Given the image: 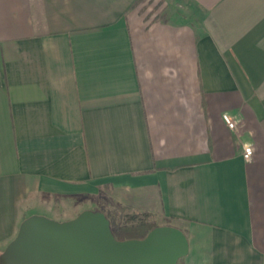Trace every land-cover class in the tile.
Returning <instances> with one entry per match:
<instances>
[{
	"label": "crops",
	"instance_id": "obj_1",
	"mask_svg": "<svg viewBox=\"0 0 264 264\" xmlns=\"http://www.w3.org/2000/svg\"><path fill=\"white\" fill-rule=\"evenodd\" d=\"M178 1L0 0V254L103 197L177 264H264V0Z\"/></svg>",
	"mask_w": 264,
	"mask_h": 264
},
{
	"label": "water",
	"instance_id": "obj_2",
	"mask_svg": "<svg viewBox=\"0 0 264 264\" xmlns=\"http://www.w3.org/2000/svg\"><path fill=\"white\" fill-rule=\"evenodd\" d=\"M188 253L184 233L156 226L142 239L117 240L101 211L56 221L31 215L0 254V264H177Z\"/></svg>",
	"mask_w": 264,
	"mask_h": 264
},
{
	"label": "rangeland",
	"instance_id": "obj_3",
	"mask_svg": "<svg viewBox=\"0 0 264 264\" xmlns=\"http://www.w3.org/2000/svg\"><path fill=\"white\" fill-rule=\"evenodd\" d=\"M156 1L157 2H154V4L158 3V6L157 5H156L157 7L155 6L156 8L161 7L160 9H162V6H165L164 10H166V12H161V15H164V13L166 15L168 11H172L174 9L177 10L178 9L177 5L181 4L178 0H156ZM93 207L95 210H100L105 215L113 219V221L118 225H128L137 222L139 219H143L142 217L138 219L137 218L132 219L130 215L125 213L126 212L125 210H123L115 202L110 200V198H103V197L98 198L97 203L94 204ZM56 209L58 210L56 215L59 218L65 219L75 215V212L68 211V209L64 206L56 207ZM146 220L147 219H144V221Z\"/></svg>",
	"mask_w": 264,
	"mask_h": 264
},
{
	"label": "trees",
	"instance_id": "obj_4",
	"mask_svg": "<svg viewBox=\"0 0 264 264\" xmlns=\"http://www.w3.org/2000/svg\"><path fill=\"white\" fill-rule=\"evenodd\" d=\"M110 222V227L112 230V234L117 240H126V239H142L146 236V234L156 227L152 222L144 221V219H139L135 223H131L128 225H118L113 219L108 217ZM140 218V216H133L132 219Z\"/></svg>",
	"mask_w": 264,
	"mask_h": 264
},
{
	"label": "built area",
	"instance_id": "obj_5",
	"mask_svg": "<svg viewBox=\"0 0 264 264\" xmlns=\"http://www.w3.org/2000/svg\"><path fill=\"white\" fill-rule=\"evenodd\" d=\"M222 120L225 123L226 127L230 130H234L236 127V120L232 119L227 114H222ZM253 147L250 144L243 143L241 145V154L245 161H249L252 157Z\"/></svg>",
	"mask_w": 264,
	"mask_h": 264
}]
</instances>
